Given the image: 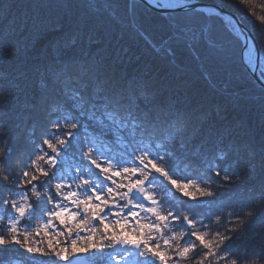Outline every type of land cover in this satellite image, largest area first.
I'll use <instances>...</instances> for the list:
<instances>
[{
    "label": "snow or ice",
    "instance_id": "obj_1",
    "mask_svg": "<svg viewBox=\"0 0 264 264\" xmlns=\"http://www.w3.org/2000/svg\"><path fill=\"white\" fill-rule=\"evenodd\" d=\"M156 6L189 7L187 0ZM215 14L226 18L222 8ZM244 15L264 26L254 8ZM228 25L243 38L245 64L253 72L259 64L264 84V48H256L239 21L228 18ZM181 33L189 46L202 38L215 46L207 27L179 28L174 36ZM55 63L32 105L45 112L46 125L39 134L36 125L28 129V148L17 153L15 167L13 137L0 121V248L16 246L53 264H84L82 257L105 264H264L255 246L233 247L247 235L246 225L264 221V181L244 189L238 207L225 210L217 198L225 185L239 187L255 172L250 159L229 146L201 154L194 165L186 149L200 128L189 133L186 112L152 103L156 93L143 77L102 69L96 60ZM14 88L0 85V95L7 101ZM210 131L221 140L232 135L227 127Z\"/></svg>",
    "mask_w": 264,
    "mask_h": 264
},
{
    "label": "trees",
    "instance_id": "obj_2",
    "mask_svg": "<svg viewBox=\"0 0 264 264\" xmlns=\"http://www.w3.org/2000/svg\"><path fill=\"white\" fill-rule=\"evenodd\" d=\"M205 1L236 12L264 48V26L244 15L246 8L264 15L260 8L264 0L243 6L236 0ZM183 27L196 31L207 27L215 46L203 38L189 46L183 33L174 36ZM228 28L227 17L215 13L197 9L161 13L137 0H0V85H15L7 101L0 95V121L6 122L13 137V167L17 153L28 148V129L36 125L39 134L46 125L45 112L32 105L40 101L48 70L57 60H96L102 69L115 66L128 77H143L148 90L156 93L152 103L174 104L189 115L188 132L200 128L186 149L194 165L200 164L201 154L212 156L229 146L242 159H250L255 172L244 184L225 185L217 193L225 210L238 207L244 189L258 188L264 181V87L243 62V38L236 39ZM72 39L75 43L69 45ZM87 91L90 94L92 87ZM57 99L71 106L64 97ZM224 127L232 129V135L222 140L210 131ZM210 210L219 211L215 206ZM246 227L247 235L233 247L247 244L264 251V221ZM253 232L259 235L252 238ZM85 258L88 264H105L99 258ZM0 261L53 264L50 257L27 254L16 246L0 248Z\"/></svg>",
    "mask_w": 264,
    "mask_h": 264
},
{
    "label": "water",
    "instance_id": "obj_3",
    "mask_svg": "<svg viewBox=\"0 0 264 264\" xmlns=\"http://www.w3.org/2000/svg\"><path fill=\"white\" fill-rule=\"evenodd\" d=\"M143 3H145L147 6L156 9L158 11H160L161 13H169L172 11H187V10H191V9H199V10H204L207 12H216V9L222 8L223 9V13L224 15H226L228 18H232L234 20V22L239 21L240 25L243 29L246 30V34L250 35L254 42H255V46L257 49H260V44L258 41L257 36L255 35V33L242 21L241 17L234 11L228 9L227 7H225L224 5H222L221 3L218 2H209V1H205V0H187L189 7L187 9L183 8V7H176L175 9H166V8H162V7H157L156 4L158 3L155 0H139ZM245 56H246V52L243 46V50H242V58H243V62L245 64ZM246 65V64H245ZM246 67L249 69V67L246 65ZM249 71L251 72L252 76L257 80V82L264 87V84L261 83L260 80V66L259 64L257 65L256 71L253 72L249 69ZM83 261L84 259L81 258ZM84 264L85 261H84Z\"/></svg>",
    "mask_w": 264,
    "mask_h": 264
},
{
    "label": "bare ground",
    "instance_id": "obj_4",
    "mask_svg": "<svg viewBox=\"0 0 264 264\" xmlns=\"http://www.w3.org/2000/svg\"><path fill=\"white\" fill-rule=\"evenodd\" d=\"M155 1H158V2H159V1H161V0H155Z\"/></svg>",
    "mask_w": 264,
    "mask_h": 264
}]
</instances>
